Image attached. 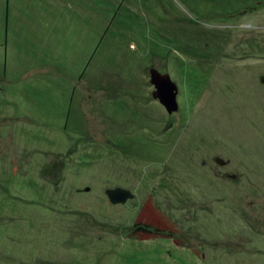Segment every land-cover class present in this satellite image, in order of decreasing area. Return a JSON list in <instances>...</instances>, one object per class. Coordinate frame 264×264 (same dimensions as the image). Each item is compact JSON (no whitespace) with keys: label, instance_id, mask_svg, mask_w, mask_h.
<instances>
[{"label":"rangeland","instance_id":"obj_1","mask_svg":"<svg viewBox=\"0 0 264 264\" xmlns=\"http://www.w3.org/2000/svg\"><path fill=\"white\" fill-rule=\"evenodd\" d=\"M0 264H264V0H0Z\"/></svg>","mask_w":264,"mask_h":264},{"label":"water","instance_id":"obj_2","mask_svg":"<svg viewBox=\"0 0 264 264\" xmlns=\"http://www.w3.org/2000/svg\"><path fill=\"white\" fill-rule=\"evenodd\" d=\"M150 82L155 87L153 97L157 99L169 114L179 111V87L170 74L162 73L155 67L150 68ZM106 194L112 204H125L134 198V193L125 188L107 189Z\"/></svg>","mask_w":264,"mask_h":264},{"label":"trees","instance_id":"obj_3","mask_svg":"<svg viewBox=\"0 0 264 264\" xmlns=\"http://www.w3.org/2000/svg\"><path fill=\"white\" fill-rule=\"evenodd\" d=\"M135 231L137 234L144 235L151 239H154L155 237H159L163 233H167L168 237L171 238V233H172L170 230L162 231L161 229L157 227L149 226V225L141 224V223H137L134 226V232Z\"/></svg>","mask_w":264,"mask_h":264}]
</instances>
